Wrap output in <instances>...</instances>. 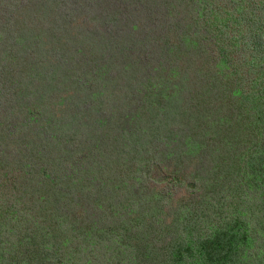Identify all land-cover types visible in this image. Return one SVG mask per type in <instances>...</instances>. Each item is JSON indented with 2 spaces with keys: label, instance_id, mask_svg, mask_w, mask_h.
<instances>
[{
  "label": "rangeland",
  "instance_id": "obj_1",
  "mask_svg": "<svg viewBox=\"0 0 264 264\" xmlns=\"http://www.w3.org/2000/svg\"><path fill=\"white\" fill-rule=\"evenodd\" d=\"M201 1L204 0H188V5L192 7ZM217 1L222 4V0ZM1 4L0 136L7 135L12 140L18 132L19 144L27 141L26 149L41 161H28L30 166L37 164L33 166L31 180L26 181L32 188L36 187L37 192L33 190L34 193L26 195L30 200L25 205L24 220L11 221L14 225L11 231L10 226L1 225L0 249L15 238L13 234L18 228L25 226L32 231L33 224L37 225L38 213L48 215L57 207L60 213H66V205L59 199L63 189L40 184L37 172L45 169L46 174L60 176L57 163L44 165V161L56 159L62 162L60 170L67 177L88 167L81 160L87 156L86 134L75 121L85 130L88 124L94 123V140L105 148L115 145L130 153L126 163H110L111 170L105 166L106 158L109 160L114 154L109 149L106 158L101 155L91 158L95 171L102 167L112 177V187L124 188L127 197L131 193L138 201L132 207L129 201L122 210L131 218L128 240L129 235L133 234L137 239L140 234V248L146 251L162 252L170 247L172 238L178 241L170 233L176 212L188 210L193 204L190 201L201 198L193 196L188 187L193 176L208 175L218 182L219 188H226L223 183L227 184L228 172L242 166L244 159L238 158L248 147L243 144L242 149H233L227 142L229 136L224 131L225 126L217 122L216 116L219 115V121L224 114L226 118L233 104H227V99L217 91L223 87L221 80L230 74L223 61L217 59L218 48L214 41L203 40L191 31L186 33L187 26L182 29L180 24L174 27L176 34H166L161 27V16L152 12L155 8L148 0H4ZM207 4L215 8L214 0ZM235 5V10L242 13L241 18L248 15L245 3ZM224 9L228 11L226 6ZM139 10H143L145 17H142L141 26L136 24L138 19L135 18ZM179 19L182 18L170 20V26ZM180 36L183 40L178 44ZM169 44H172L171 49ZM161 46H165L163 49L169 47L168 58H164L166 54ZM122 65H127L128 69L122 70ZM170 72L174 74L168 80L164 79L163 75ZM62 79L71 84L60 86L57 83ZM149 92L156 93L155 108L160 111L149 112L145 97ZM5 93H10L11 99L1 96ZM164 96H168L166 107H163ZM37 106L43 112L41 119L36 117L35 123L24 118L25 113L14 115ZM13 109L17 110L12 114ZM83 112H88L90 117ZM35 113L37 115V110ZM5 117L8 123L21 118L15 125L14 135L2 123ZM66 122L80 127L76 137L67 133L61 142H55L52 137ZM157 128L160 129L156 131ZM161 130L164 132L159 136ZM60 144L66 149L58 146ZM147 149L158 164L146 162ZM2 155L0 145V157ZM0 166H4V162L0 161ZM154 166H162V169L155 170ZM228 180L229 185L230 181H236ZM9 188L12 193L17 192ZM49 193L58 198L54 202L42 199ZM150 193L152 197L147 196ZM195 193L201 194L199 190ZM250 194L248 192L246 197ZM220 197H210L209 201L200 204L204 209L208 204L217 215L213 221L208 217L210 221L202 222L212 228L225 225L230 214L228 210L223 212L226 205L219 208ZM125 199L126 196L119 197L123 203H126ZM135 199L130 197L132 202ZM82 211L81 206L73 207L77 215ZM199 215L202 217L201 212ZM82 216H86L85 211ZM186 225L182 229L181 225L180 236L184 245L189 243L194 250L196 240L203 232L192 222L188 221ZM262 226L264 224L245 228L252 248L242 252L245 255L240 257L242 263L264 264ZM188 228H194L191 234L187 233ZM238 235L234 237L238 238ZM132 243L136 245L137 240ZM161 255L157 261L162 260ZM245 257H254L256 261L251 262ZM189 261L190 258H185L179 264H189ZM100 262L101 259H96V264Z\"/></svg>",
  "mask_w": 264,
  "mask_h": 264
},
{
  "label": "trees",
  "instance_id": "obj_2",
  "mask_svg": "<svg viewBox=\"0 0 264 264\" xmlns=\"http://www.w3.org/2000/svg\"><path fill=\"white\" fill-rule=\"evenodd\" d=\"M148 1L154 5L155 9L152 12L158 17L161 16V27L166 34H176L174 27L180 24L182 29L187 26L186 33L191 31L203 40H212L218 48L217 59L223 61L230 77L221 80L223 87L217 91L224 99H227V104H233V108L231 107V113L226 118H224L225 114L221 116V122L219 115L213 114V116H216L218 123L225 126L224 131L229 136L227 142L233 149L240 150L243 144L248 145L243 156L238 158V160L244 159L242 166H236L228 172L227 177L230 180L236 179L235 183L230 181L229 185L226 177L227 184L223 183V186L227 187L219 188L218 182L208 175L193 176L188 187L193 196L201 198H197L198 201H190L193 204L188 210L176 212L170 233L178 241L172 238L170 247L167 246L162 252H155L152 249L146 251L140 248V234L137 239L133 234L128 236L129 240L127 238L131 218L130 215H124L122 210L124 206L129 205V201L131 207L138 203L135 195L128 192L127 197V191L124 188L112 187L113 185L110 184L112 177L109 173L105 172L102 167H99L101 172L100 170L95 171L91 163L92 155H101L102 158H106L109 149L114 154L109 160L106 158L105 166L111 170L110 163L114 164L119 161L126 163L130 153L125 148L117 149L115 145H110L111 148L108 145V148H105L103 144L94 140L96 129L94 123L88 124L85 130L78 121H75L74 123L78 124L86 134L87 156L81 160L88 167L67 177L60 170L62 162L56 159L50 162L46 160L44 165L57 163L60 176L46 174L45 169L37 172L40 184H49L51 188L63 189L59 199L65 203L66 213H60L58 207L48 215L38 213L37 225L33 224L32 231L26 229L25 226L15 230L13 234L15 238L0 249V264H96V259H101L100 264H160L161 262L179 264L185 258L191 259L189 264H246L245 261L243 263L240 261V257L244 258L245 255L242 252L252 248V244L245 228L252 229L264 224V193L262 192L264 189V155H262L264 151V0H222V4L214 0L215 8L208 6L207 3L210 0L201 1L200 4L192 7L188 5V0ZM239 2L246 4L248 15L244 18L239 16L242 14L239 10H235L237 5L234 6V4ZM1 3H4V0H0V5ZM106 3L108 4L107 1ZM225 6L228 11H224ZM143 13V10H139L135 16L138 19L136 24L140 26L143 18L145 19ZM175 17L182 19L173 21L170 26V20ZM182 40L183 37L180 36L178 44ZM162 47L165 46L160 48ZM169 47L171 49L172 44H169ZM169 47L162 48L166 54L164 58L170 53ZM121 69L127 70L128 66L122 65ZM170 73H167V76L164 74V79L168 80L174 74ZM157 77L161 79V76ZM57 84L68 87L71 83L62 79ZM154 87L156 91V86ZM1 96L7 99L10 93ZM145 97L149 103V112L157 110L155 108L156 93L149 92ZM166 98L165 96L163 98V107H166ZM163 107L162 112L164 113ZM15 110L17 109H13L12 114ZM42 112L43 110L37 106V108L31 107L26 108L25 111H18L14 115L25 113L24 118L27 120L30 118L35 123L36 117L37 120L41 119ZM83 113L86 117H90L88 112ZM20 119L8 123L5 117L2 123L9 128L11 135H14L15 125ZM212 121L214 122V119ZM76 124L66 122L58 134L52 138L55 142H61L67 133L73 134V138L76 137L75 134L80 129ZM220 124H218L219 127H221ZM160 128L163 127L160 126ZM214 129L216 131V128ZM204 131L205 128H203V134ZM162 132L164 131L161 130L159 136ZM17 134L18 132L12 140L10 136H0V145L3 149L0 161L4 162V166H0V228L2 224H5L10 226V231L14 228L11 221L24 220L26 217L25 205L30 200L26 196L27 193L37 192L36 187L32 188L26 182L31 180L33 166L37 164L30 166L28 161L29 159L41 161L39 157L26 149L27 141L19 144ZM58 146L66 149L64 144ZM146 155L147 163L158 164L155 162L156 158L149 155L148 149ZM114 157L116 160H113ZM154 168L160 170L162 166H154ZM9 187L16 189L17 192L12 193ZM26 187H31V189L27 190ZM197 190L201 192L200 196L196 195ZM225 191L232 195L228 196ZM248 192L252 193L249 198L246 197ZM220 195L219 208L226 205L223 212L228 210L230 214L225 225L212 228V225L202 222L210 221L208 217L213 221L217 215L208 208V204L205 209L200 207V204L209 201L210 197L216 198ZM6 196L10 199L7 200ZM123 196H126V203L119 201V197ZM147 196L152 197V193ZM130 197L135 199L134 202L130 200ZM57 198L51 197L50 193L42 197L45 201L52 202ZM8 202H10L9 205ZM74 206H81L86 216H82L84 211L78 215L73 212ZM231 206L232 210H229ZM200 212L202 217L199 215ZM188 221L194 223L203 232L197 238L194 250H191L189 243L184 245L180 236L181 229L187 226ZM192 229L188 228L187 233L191 234ZM240 229L243 232H240ZM261 231L264 232V229ZM237 233L240 234L238 238L234 237ZM136 240L135 245L132 242ZM159 255L162 257L161 261H157V258L160 259ZM245 258L248 259V257ZM248 260L256 261L254 257Z\"/></svg>",
  "mask_w": 264,
  "mask_h": 264
}]
</instances>
